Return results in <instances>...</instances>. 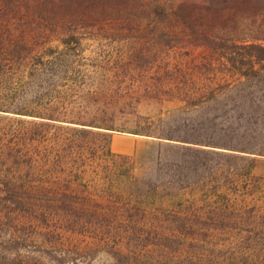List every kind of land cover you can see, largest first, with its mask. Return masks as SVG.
Here are the masks:
<instances>
[{
  "label": "trees",
  "instance_id": "obj_1",
  "mask_svg": "<svg viewBox=\"0 0 264 264\" xmlns=\"http://www.w3.org/2000/svg\"><path fill=\"white\" fill-rule=\"evenodd\" d=\"M152 15L176 23L161 29L157 50L133 46L109 59L100 51L87 55L84 41L94 37L83 31H110L120 24L114 30L121 34ZM186 39L205 53L195 58L199 67L189 71L178 64L190 56L171 53ZM149 63L156 76L176 72L186 81L195 79L180 89L179 100L209 109L186 137L135 132L178 141L159 150L172 181L192 175L204 179L209 154L215 152L228 161L251 160L253 166L264 159V0H0V113H5L0 120L6 121L0 125V178L8 200L39 221L82 224L73 217L91 209V203L73 194L89 177L80 169L96 147L84 145L85 135L105 136L111 157L129 156L112 150L114 125L101 124L98 114L86 117L69 104L60 106L54 93L74 89L94 104L99 96L128 87L120 80ZM171 124L180 132L178 121ZM233 174L242 181L251 172Z\"/></svg>",
  "mask_w": 264,
  "mask_h": 264
},
{
  "label": "rangeland",
  "instance_id": "obj_2",
  "mask_svg": "<svg viewBox=\"0 0 264 264\" xmlns=\"http://www.w3.org/2000/svg\"><path fill=\"white\" fill-rule=\"evenodd\" d=\"M175 24L152 15L121 34L114 30L120 24L110 26V31H83L94 37L84 41L87 55L100 51L109 59L133 46L157 50L161 29ZM107 34L125 40L101 38ZM172 50L177 57L190 56L178 64L184 71L199 67L195 58L205 54L188 39ZM152 65L140 64V71L120 80L128 87L103 94L94 104L74 89L65 92L64 87L54 95L60 106L69 104L82 116L98 114L100 123L114 125L118 134L149 130L186 137L199 115L209 110L179 100L180 89L195 79L186 81L176 72L162 78L148 71ZM176 121L180 132L171 124ZM4 123L0 120V125ZM142 138L145 144L140 151L124 158L107 155L105 136L85 135L84 145L96 147L87 152L80 169L89 177L73 194L91 203V209L73 217L83 221L79 225L39 221L8 200L0 178V264H264V159L253 166L251 160L228 161L215 152L208 160L207 172L211 169L212 174L172 181L159 150L178 141ZM224 161L230 163L224 165ZM224 168L228 174H223ZM237 169L251 175L240 181L233 174Z\"/></svg>",
  "mask_w": 264,
  "mask_h": 264
},
{
  "label": "crops",
  "instance_id": "obj_3",
  "mask_svg": "<svg viewBox=\"0 0 264 264\" xmlns=\"http://www.w3.org/2000/svg\"><path fill=\"white\" fill-rule=\"evenodd\" d=\"M144 144L142 136L114 133L111 147L116 154L132 156L138 153Z\"/></svg>",
  "mask_w": 264,
  "mask_h": 264
}]
</instances>
